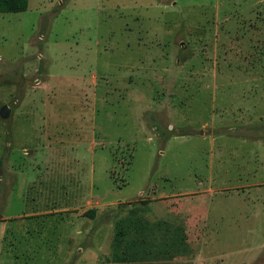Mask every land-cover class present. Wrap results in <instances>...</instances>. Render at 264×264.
Segmentation results:
<instances>
[{
    "label": "rangeland",
    "instance_id": "1",
    "mask_svg": "<svg viewBox=\"0 0 264 264\" xmlns=\"http://www.w3.org/2000/svg\"><path fill=\"white\" fill-rule=\"evenodd\" d=\"M27 1L0 12V221L41 217L0 264H264V0Z\"/></svg>",
    "mask_w": 264,
    "mask_h": 264
},
{
    "label": "crops",
    "instance_id": "2",
    "mask_svg": "<svg viewBox=\"0 0 264 264\" xmlns=\"http://www.w3.org/2000/svg\"><path fill=\"white\" fill-rule=\"evenodd\" d=\"M27 7H28V1H27V6H26V9H27ZM25 9V10H26ZM24 10V11H25ZM18 216H24L21 220H22V222H24V223H28V222H30L29 223V225L31 224V229H33V232H36V234L39 232L38 231V229H36V227L40 224V222H39V219L38 218H40L41 217V215H40V213L39 212H31V213H25V212H23V213H21V214H14V215H10V216H6L5 218H6V220H1L0 221V240L2 239V236H3V234L5 233L4 231V228H6L5 226H6V224L8 225V219H11L12 221L14 220L13 218L14 217H18ZM30 220V221H29ZM7 229V228H6ZM25 230H23V231H25V232H29L28 230L30 229V227H25L24 228ZM28 229V230H27ZM13 231V230H12Z\"/></svg>",
    "mask_w": 264,
    "mask_h": 264
},
{
    "label": "trees",
    "instance_id": "3",
    "mask_svg": "<svg viewBox=\"0 0 264 264\" xmlns=\"http://www.w3.org/2000/svg\"><path fill=\"white\" fill-rule=\"evenodd\" d=\"M27 0H0V12H20L26 9Z\"/></svg>",
    "mask_w": 264,
    "mask_h": 264
},
{
    "label": "water",
    "instance_id": "4",
    "mask_svg": "<svg viewBox=\"0 0 264 264\" xmlns=\"http://www.w3.org/2000/svg\"><path fill=\"white\" fill-rule=\"evenodd\" d=\"M8 111V108H7V106H3L2 108H1V110H0V114L2 115V116H4L5 114H6V112Z\"/></svg>",
    "mask_w": 264,
    "mask_h": 264
}]
</instances>
